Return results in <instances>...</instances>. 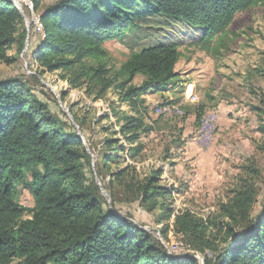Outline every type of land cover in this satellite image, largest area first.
Listing matches in <instances>:
<instances>
[{"label":"trees","instance_id":"1","mask_svg":"<svg viewBox=\"0 0 264 264\" xmlns=\"http://www.w3.org/2000/svg\"><path fill=\"white\" fill-rule=\"evenodd\" d=\"M31 1L29 9L39 13L44 34L37 53L40 66L60 73L73 89L85 88L88 96L97 88V99L116 89L120 101L132 108V114L112 109L127 147L115 139L116 133L104 140L99 162L112 184L139 197L140 205L150 214L158 213L157 222L164 224L173 213V188L162 185V172L153 171L132 185L123 180L129 166L117 174L110 167L118 153L128 151L133 160L143 150L139 141L150 128L139 111L145 103L139 98L176 85L180 53L175 45L146 47L133 52L117 75L109 76L104 45L130 32L136 3L147 6L146 15L199 30L202 42L208 43L224 34L238 14L264 0H59L48 6V0ZM27 34L15 3L0 0V63L17 61L10 51L22 53ZM138 76L146 78L141 87L133 85ZM259 130L264 134V124ZM91 162L78 132L52 114L23 78L0 80V264H264V209L252 217L255 196L245 183L220 206L219 224L190 211L175 217L176 234L190 247L212 254L200 263L190 255L171 256L131 218L110 209L95 179L87 177ZM19 188L31 194L32 209L18 202Z\"/></svg>","mask_w":264,"mask_h":264},{"label":"rangeland","instance_id":"2","mask_svg":"<svg viewBox=\"0 0 264 264\" xmlns=\"http://www.w3.org/2000/svg\"><path fill=\"white\" fill-rule=\"evenodd\" d=\"M13 1L20 4L25 15L28 34L22 53L10 51L17 61L11 65L0 63V80L23 78L52 114L78 132L92 157L87 177L95 179L110 209L131 218L143 230L159 234L158 241L171 256L190 255L200 263L212 254L190 247L176 234L174 220L180 212L190 211L198 219L219 224L220 206L245 183L255 196L252 217L260 215L264 209V134L259 130L264 124V1L238 14L224 34L208 43L202 42L199 30L183 22L146 15L147 6L136 3L131 9L135 22L130 32L121 40L104 45L109 76L117 75L133 52L146 47L175 45L180 53L175 67L176 85L162 92L149 91L139 98L145 102L139 111L150 128L139 141L143 150L133 160L128 151L123 156L118 153V159L110 167L117 174L129 166L131 169L123 180L132 185L153 171L162 172V185L173 188V198L169 201L173 213L164 224L157 222L158 213L150 214L140 205L139 197L132 196L117 182L112 184L109 173L99 162L104 140L116 133L115 139L127 147L112 109L132 114V108L120 101L116 89L97 99V88L88 96L85 88L73 89L61 79L60 73L51 74L42 68L37 62L38 48L44 38L43 30H38L40 15L32 8L26 12V4L31 0ZM57 1L48 0L44 6ZM88 63L97 65L95 61ZM145 81V77L138 76L133 85L141 87ZM120 82L121 79L116 84ZM191 93L195 102L188 98ZM166 103L180 109L182 115L166 118L157 114L156 108ZM206 112L216 116L217 124L213 142L201 147L196 136L199 117ZM103 116L105 119L100 121ZM17 200L28 210L34 207L33 198L25 189H18ZM223 229L224 233L228 230Z\"/></svg>","mask_w":264,"mask_h":264},{"label":"bare ground","instance_id":"3","mask_svg":"<svg viewBox=\"0 0 264 264\" xmlns=\"http://www.w3.org/2000/svg\"><path fill=\"white\" fill-rule=\"evenodd\" d=\"M11 1L14 2L13 0H11ZM14 3L16 5V7L18 8V10H20L22 12V10L19 8L20 4L18 2L17 3L14 2ZM38 24H39V22H38ZM39 26H40V24H39ZM38 30L41 31V27H39ZM188 98H189V100L191 102H195L196 101V98L194 96L193 97L189 96ZM156 112H157V114H159L161 116H164L166 118H170L173 115H178V116L182 115L181 110L178 109L175 106H172V105L158 106L156 108ZM215 123L217 124L216 116L213 113H207L206 112L204 114V116L201 118L199 129H198V134L196 136V141L201 147H208V145L211 143V141L213 139L214 130L216 129L215 128ZM208 132H210V137H208ZM82 141H83V139H82ZM83 143L85 145L84 141H83ZM148 233H150L152 235L151 232H148ZM154 237L156 239L158 238L157 240L160 239L159 234H155Z\"/></svg>","mask_w":264,"mask_h":264},{"label":"built area","instance_id":"4","mask_svg":"<svg viewBox=\"0 0 264 264\" xmlns=\"http://www.w3.org/2000/svg\"><path fill=\"white\" fill-rule=\"evenodd\" d=\"M26 5H27V8H29V2H27ZM190 97H193L192 93H191ZM208 137H210V132H208ZM152 235L155 236V233L153 232Z\"/></svg>","mask_w":264,"mask_h":264},{"label":"water","instance_id":"5","mask_svg":"<svg viewBox=\"0 0 264 264\" xmlns=\"http://www.w3.org/2000/svg\"><path fill=\"white\" fill-rule=\"evenodd\" d=\"M20 11V10H19ZM21 12V11H20ZM22 13V12H21ZM23 14V13H22ZM24 15V14H23ZM24 18H25V15H24ZM26 21V20H25ZM81 139H83V138H81Z\"/></svg>","mask_w":264,"mask_h":264}]
</instances>
